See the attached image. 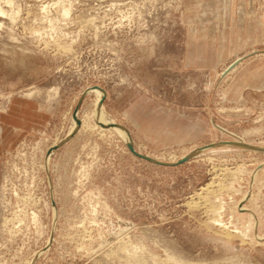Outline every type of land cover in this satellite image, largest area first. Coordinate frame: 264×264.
<instances>
[{"label": "rangeland", "instance_id": "374dc122", "mask_svg": "<svg viewBox=\"0 0 264 264\" xmlns=\"http://www.w3.org/2000/svg\"><path fill=\"white\" fill-rule=\"evenodd\" d=\"M222 1L0 0V264H264V151L197 150L264 148V0Z\"/></svg>", "mask_w": 264, "mask_h": 264}, {"label": "bare ground", "instance_id": "6f19581e", "mask_svg": "<svg viewBox=\"0 0 264 264\" xmlns=\"http://www.w3.org/2000/svg\"><path fill=\"white\" fill-rule=\"evenodd\" d=\"M95 90H97L95 92L97 98H96V101H95V104L94 105H95V111H96V114L99 117V120L101 121V123L103 124V126L109 127L111 129L113 128L118 134H122L121 129H120L119 125L115 122L113 115L110 114L107 111L105 105H103V103H102L103 102L102 101V98H103V96L106 97L105 96L106 93H104L101 89H95ZM108 124H110V125H108ZM72 129L73 130L71 132V136L73 134V131H76V122H75V120L73 122ZM122 137L125 138V136L123 134H122ZM125 141H126V138H125ZM236 143L237 144L236 145H233V146H237V147L240 146V147H244L246 149H253V150L264 151V148L263 147H257V146H254V145L252 146V145L246 143L245 141H236ZM229 144H230L229 142H222L220 144H215V145H220L221 147H224V146H229ZM215 145H211L210 147L215 146ZM184 157H186V156H183V158ZM244 210H246V209H244ZM252 218L254 220V217H252ZM216 223H218V221H216ZM258 237L260 239L263 238V237L261 238V236H258Z\"/></svg>", "mask_w": 264, "mask_h": 264}, {"label": "crops", "instance_id": "0c3cea01", "mask_svg": "<svg viewBox=\"0 0 264 264\" xmlns=\"http://www.w3.org/2000/svg\"><path fill=\"white\" fill-rule=\"evenodd\" d=\"M222 3H223V10H224L225 15L227 17L226 22H228V20H229L228 15L231 14V12H232V13L236 14V16L239 20L238 22L243 23L246 21L247 11H251L253 9L251 4H250L249 8L246 6L247 3L245 2V0H223ZM249 16H250V20H254L255 15L254 16L249 15ZM233 20L237 21L236 18ZM237 76H239V75H237ZM262 86L264 87V83L261 84V87ZM254 91L257 93V95L264 94V90H254ZM243 95H244V93H243Z\"/></svg>", "mask_w": 264, "mask_h": 264}, {"label": "water", "instance_id": "95a60500", "mask_svg": "<svg viewBox=\"0 0 264 264\" xmlns=\"http://www.w3.org/2000/svg\"><path fill=\"white\" fill-rule=\"evenodd\" d=\"M94 89H101L104 93H106V91H105L101 86H94ZM87 92H89V90H88ZM105 96H106V94H105ZM104 99H105V97L103 96L102 100H104ZM77 112H78V110H76V112H75V116H76ZM67 139H69V137H68ZM216 143L218 144L219 142H216ZM229 143L232 144V145H236V144H237L236 142H229ZM60 144H61V143H60ZM60 144L56 145L55 148H58V147L60 146ZM211 145H215V144L212 143V144H209V145H206V146H203V147H199L197 150H198V152H199V151H201V150H203V149L210 148ZM215 146H217V145H215ZM129 148H130V150H131L135 155H137L138 157H141V158L147 159V160H149V161H151V162H154V163H157V164H162V165H177V164L183 163V162H185V161L191 159V158H192L193 156H195V154L197 153V152H196V153H190L188 156H186V157H184V158H182V159H179L177 162H175V163H170V162H162V161H159V160L153 159V158H151V157H149V156L144 155L143 153H138V152H136L135 149L131 146V144H129ZM50 149H51V148H50ZM50 149H49V150H50Z\"/></svg>", "mask_w": 264, "mask_h": 264}]
</instances>
